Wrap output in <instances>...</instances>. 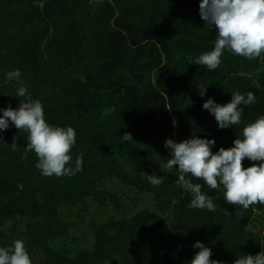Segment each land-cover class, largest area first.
<instances>
[{
  "label": "trees",
  "instance_id": "obj_1",
  "mask_svg": "<svg viewBox=\"0 0 264 264\" xmlns=\"http://www.w3.org/2000/svg\"><path fill=\"white\" fill-rule=\"evenodd\" d=\"M198 4L0 0V108L23 99L14 96L21 84L5 78L19 69L45 120L75 130L72 165L82 156L74 176H44L35 153H25L27 133L11 122L0 132V247L23 240L32 264H188L197 240L222 264L264 250V205L227 204L192 178L216 211L190 209L175 168H164L167 138L214 139L215 152L264 115V58L225 51L215 70L188 64L216 38ZM232 92L256 101L241 105L240 125L219 129L202 103L224 104ZM153 173L161 185L147 181Z\"/></svg>",
  "mask_w": 264,
  "mask_h": 264
},
{
  "label": "clouds",
  "instance_id": "obj_2",
  "mask_svg": "<svg viewBox=\"0 0 264 264\" xmlns=\"http://www.w3.org/2000/svg\"><path fill=\"white\" fill-rule=\"evenodd\" d=\"M198 12L204 25L215 29L216 38L211 50L190 58L188 64L215 70L220 66L225 51L248 60L264 58V0H199ZM258 71H264V67ZM20 77L19 69L6 73V81L21 84L14 96L23 99L16 108H0V132L7 130L11 122L16 129L27 133L25 153H35L36 167L42 175L74 176L82 171V156L76 158L74 166L71 163L70 152L76 143L75 130L71 126L49 124L45 120L42 103L29 95ZM206 88L199 91L202 97ZM255 101L252 92H232L230 101L220 104L209 97L202 103V108L214 116L217 128L225 129L240 125L241 105H251ZM121 138L123 142L132 141L131 134L127 132ZM214 144V139L197 135L179 142L167 138L164 142L163 146L169 151L164 168L169 171L175 168L178 173L177 186L191 196L186 206L216 211L213 199L192 178L202 180L208 188L221 192L227 204L239 205L245 210L252 205H264V115L245 124L230 147H220L213 152ZM11 146L15 149L16 144ZM245 158L254 163L243 167ZM146 179L153 186L163 183L162 177L155 173L146 174ZM223 212L229 216L228 210L223 209ZM192 247L198 251L190 257L188 264H222L210 259L211 249L202 241H195ZM0 264H32L23 240L0 247ZM232 264H264V250L255 255L236 256Z\"/></svg>",
  "mask_w": 264,
  "mask_h": 264
}]
</instances>
